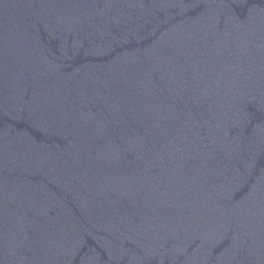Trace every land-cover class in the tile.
<instances>
[{
    "label": "water",
    "instance_id": "obj_1",
    "mask_svg": "<svg viewBox=\"0 0 264 264\" xmlns=\"http://www.w3.org/2000/svg\"><path fill=\"white\" fill-rule=\"evenodd\" d=\"M0 264H264V0H0Z\"/></svg>",
    "mask_w": 264,
    "mask_h": 264
}]
</instances>
